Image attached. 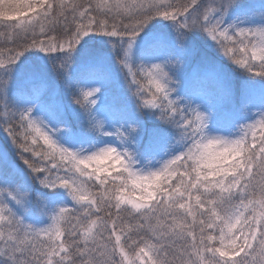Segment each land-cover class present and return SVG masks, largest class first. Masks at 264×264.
Here are the masks:
<instances>
[{"label": "snow or ice", "instance_id": "obj_1", "mask_svg": "<svg viewBox=\"0 0 264 264\" xmlns=\"http://www.w3.org/2000/svg\"><path fill=\"white\" fill-rule=\"evenodd\" d=\"M0 37V264H264V0H0Z\"/></svg>", "mask_w": 264, "mask_h": 264}, {"label": "rangeland", "instance_id": "obj_2", "mask_svg": "<svg viewBox=\"0 0 264 264\" xmlns=\"http://www.w3.org/2000/svg\"><path fill=\"white\" fill-rule=\"evenodd\" d=\"M256 1V0H255ZM204 3H207L208 0H203ZM0 41L3 43V37H0ZM66 99V98H65ZM6 146V138L3 132H0V149H4Z\"/></svg>", "mask_w": 264, "mask_h": 264}, {"label": "trees", "instance_id": "obj_3", "mask_svg": "<svg viewBox=\"0 0 264 264\" xmlns=\"http://www.w3.org/2000/svg\"><path fill=\"white\" fill-rule=\"evenodd\" d=\"M255 2H259V0H256ZM0 43H2L1 41H0ZM104 166H107V163L104 165ZM118 167V166H117ZM136 195H138V193H136Z\"/></svg>", "mask_w": 264, "mask_h": 264}]
</instances>
